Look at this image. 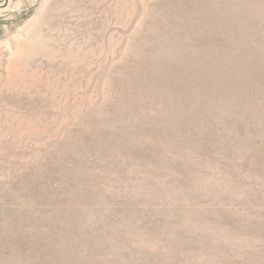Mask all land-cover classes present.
Wrapping results in <instances>:
<instances>
[{
	"label": "rangeland",
	"instance_id": "374dc122",
	"mask_svg": "<svg viewBox=\"0 0 264 264\" xmlns=\"http://www.w3.org/2000/svg\"><path fill=\"white\" fill-rule=\"evenodd\" d=\"M0 264H264V0H0Z\"/></svg>",
	"mask_w": 264,
	"mask_h": 264
}]
</instances>
